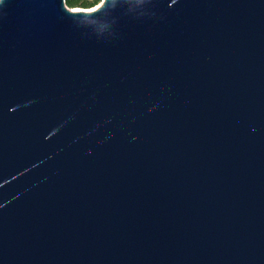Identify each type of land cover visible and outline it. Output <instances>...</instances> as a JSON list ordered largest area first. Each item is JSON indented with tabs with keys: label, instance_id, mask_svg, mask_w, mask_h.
Listing matches in <instances>:
<instances>
[{
	"label": "water",
	"instance_id": "95a60500",
	"mask_svg": "<svg viewBox=\"0 0 264 264\" xmlns=\"http://www.w3.org/2000/svg\"><path fill=\"white\" fill-rule=\"evenodd\" d=\"M0 0V264H264V0Z\"/></svg>",
	"mask_w": 264,
	"mask_h": 264
},
{
	"label": "trees",
	"instance_id": "16d2710c",
	"mask_svg": "<svg viewBox=\"0 0 264 264\" xmlns=\"http://www.w3.org/2000/svg\"><path fill=\"white\" fill-rule=\"evenodd\" d=\"M100 0H64V4L68 7L91 8L99 3Z\"/></svg>",
	"mask_w": 264,
	"mask_h": 264
},
{
	"label": "bare ground",
	"instance_id": "6f19581e",
	"mask_svg": "<svg viewBox=\"0 0 264 264\" xmlns=\"http://www.w3.org/2000/svg\"><path fill=\"white\" fill-rule=\"evenodd\" d=\"M94 8V7H93ZM73 9H77V8H73Z\"/></svg>",
	"mask_w": 264,
	"mask_h": 264
},
{
	"label": "rangeland",
	"instance_id": "374dc122",
	"mask_svg": "<svg viewBox=\"0 0 264 264\" xmlns=\"http://www.w3.org/2000/svg\"><path fill=\"white\" fill-rule=\"evenodd\" d=\"M101 1V0H100ZM93 8V7H92Z\"/></svg>",
	"mask_w": 264,
	"mask_h": 264
}]
</instances>
